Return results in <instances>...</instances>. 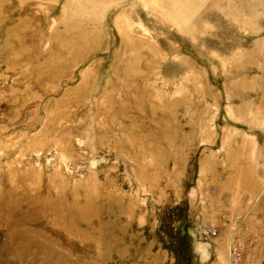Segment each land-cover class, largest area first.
<instances>
[{
  "label": "rangeland",
  "instance_id": "374dc122",
  "mask_svg": "<svg viewBox=\"0 0 264 264\" xmlns=\"http://www.w3.org/2000/svg\"><path fill=\"white\" fill-rule=\"evenodd\" d=\"M232 245L264 264V0H0V264Z\"/></svg>",
  "mask_w": 264,
  "mask_h": 264
},
{
  "label": "crops",
  "instance_id": "0c3cea01",
  "mask_svg": "<svg viewBox=\"0 0 264 264\" xmlns=\"http://www.w3.org/2000/svg\"><path fill=\"white\" fill-rule=\"evenodd\" d=\"M248 150V149H246ZM248 154V153H246ZM233 176H231L232 178ZM237 177V176H236ZM235 177V178H236ZM234 179V178H233ZM230 186L228 187H231L232 190H229V193H231L232 195H236V194H239L241 196H247V195H252L253 194V191H236L234 188V184H229ZM225 200H219V202L222 204L221 206L218 207V212L222 215V216H226V217H231V218H239V217H242L243 215H245V213L248 212V202H249V199H246L244 197H241L240 199L237 200V202L235 203H238L236 205V208L234 209H231L232 207H227L225 206Z\"/></svg>",
  "mask_w": 264,
  "mask_h": 264
},
{
  "label": "built area",
  "instance_id": "2783aa9c",
  "mask_svg": "<svg viewBox=\"0 0 264 264\" xmlns=\"http://www.w3.org/2000/svg\"><path fill=\"white\" fill-rule=\"evenodd\" d=\"M215 233V232H214ZM241 250L237 246H231L230 248V255H229V263L230 264H237L241 259Z\"/></svg>",
  "mask_w": 264,
  "mask_h": 264
}]
</instances>
